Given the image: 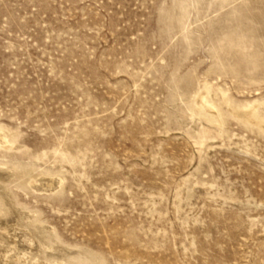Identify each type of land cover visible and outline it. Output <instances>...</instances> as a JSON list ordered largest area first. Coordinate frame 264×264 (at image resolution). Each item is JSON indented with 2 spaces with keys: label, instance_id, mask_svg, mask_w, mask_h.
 <instances>
[{
  "label": "rangeland",
  "instance_id": "obj_1",
  "mask_svg": "<svg viewBox=\"0 0 264 264\" xmlns=\"http://www.w3.org/2000/svg\"><path fill=\"white\" fill-rule=\"evenodd\" d=\"M0 264H264V0H0Z\"/></svg>",
  "mask_w": 264,
  "mask_h": 264
}]
</instances>
